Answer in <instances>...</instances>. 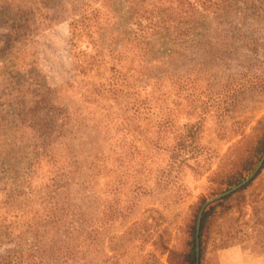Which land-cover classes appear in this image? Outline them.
<instances>
[{
	"label": "rangeland",
	"instance_id": "1",
	"mask_svg": "<svg viewBox=\"0 0 264 264\" xmlns=\"http://www.w3.org/2000/svg\"><path fill=\"white\" fill-rule=\"evenodd\" d=\"M203 1L0 0V256L38 249L50 264H185L191 211L200 198L222 193L209 196L212 189L225 188L224 174L241 168L240 157L255 143L252 128L264 116L263 94L244 92L232 101L225 86L228 76L254 72L256 64L264 69V0ZM79 14L88 16L89 30L72 48L69 20ZM115 43L120 53L112 58L106 47ZM74 49L90 62L88 57L102 51L104 76L126 74L129 82L137 77L136 85L147 90L150 77L164 75L161 90L167 103L176 105L174 130L198 123V154L174 170L169 185L161 176L166 151L147 150L153 156L140 172L124 162L133 141L145 151V135L126 129V92L106 102L114 113L108 122L95 103L82 101L76 84L56 91L76 79ZM192 71L199 73L193 96L175 97L170 75ZM95 74L77 86L92 88L99 80ZM68 114L76 118L72 126ZM146 123L139 124L142 132L155 130L154 123ZM43 142L54 145L50 151L59 165L75 156L79 175L87 173L84 162L94 150L101 148L110 159L96 176V200L89 189L72 186L69 204L76 210L62 206L66 226L40 240L27 229L37 204L60 199L47 188L44 172L27 176ZM80 210L84 216L74 218ZM217 250L208 243L200 264Z\"/></svg>",
	"mask_w": 264,
	"mask_h": 264
},
{
	"label": "trees",
	"instance_id": "2",
	"mask_svg": "<svg viewBox=\"0 0 264 264\" xmlns=\"http://www.w3.org/2000/svg\"><path fill=\"white\" fill-rule=\"evenodd\" d=\"M204 2L205 0L203 3ZM203 11L208 12V9L205 8ZM88 20L89 18L85 14L72 15L70 18L69 28L72 48L75 47V41L79 40L81 35L87 34L89 30V25L87 24ZM123 48H126V46L124 45ZM75 50L76 49H74L73 52V68L76 72V79L72 83H66L60 86L56 91L62 93L67 89L71 90L73 84H76V88L79 87L78 92L81 94L82 101L88 104L95 103V107L101 109V115H103L108 122L111 120L113 121L114 113L106 102H109V100H117L121 96L120 94L126 92L124 100L128 108H125L124 112L130 113V115H126V119L130 120V123H132L125 124L126 127H128L126 129L128 133H143L145 135L143 141L145 151L142 152L141 146H137L133 141V143L129 145V152L124 156V162L129 166L137 167L138 170L136 171L140 172L150 164V159L154 152L161 150L166 151V154H168L167 168L163 172L165 174L162 173L161 176L164 180L163 183L166 181V185H169L174 179V170L178 169L187 160L192 159L198 154V123L184 124L182 126L184 132L174 130V126L176 125L174 119L176 105L172 107L167 103L168 101L164 97L165 93L161 90L164 75L159 73L154 77H150L153 83L150 86V90H147V86L140 87L136 85L137 77L133 79L132 82H129L127 81L126 74L118 73L116 76H104L101 72L103 58H99L103 55L102 51L97 52L98 57H88V59L91 60L90 62L84 58L80 51H78L77 54ZM106 50L109 55H113L112 58L120 53L116 43L113 47L112 45H108ZM173 56L174 55H171L170 57ZM256 66L259 68H256L254 72L237 73L227 77L225 86L226 88L228 87L229 100L233 101L244 92L264 95V69L260 67L259 64H256ZM91 71L96 73L94 76H97L99 80L96 84L92 83V88L83 91V87L77 86V84H79V82L82 81L81 79L87 76ZM198 75L199 73L194 71H192L190 75L182 77L174 74L170 75V79L172 80L171 85L173 86L172 90L175 92V97L180 98L184 93L186 97H192L197 87ZM140 90L144 91L143 95H141ZM195 109L196 107H193L190 114H192ZM69 117L70 114L66 117L68 119L67 124L72 126V119L75 117H73V115ZM140 121L147 122L146 124L154 123L155 125L153 126L155 130L147 129L142 132L139 127V124L142 123ZM242 124L243 123L240 122L233 123V125L238 126ZM252 133L256 135L255 143L245 155L240 157L239 164L241 168L224 174L223 184H225V188L222 190L220 188H214L209 193V196L224 192L236 186L254 171L264 153V116L256 121V125L252 128ZM149 134L150 136L148 137ZM172 134L173 141L171 144L167 143L168 135L172 136ZM42 144L43 150L33 153L34 156L28 164L29 172L27 176L33 179L35 174H39L40 171L41 173L44 172L47 176V181L50 182L47 188L52 189L50 192L54 193V199H60L51 203L48 202V204H37L40 208L34 212L31 222L27 225V229L32 232L34 238L40 240L44 238V233L51 231L53 228L66 226L64 218L67 219L68 213L65 207L62 206L68 205L67 211L72 212L74 209H72V205L69 204V198L72 195V191H74L72 186L78 187L75 191L89 189V192H92V197H94L92 201L96 200V192L94 190L96 176L101 172V168L105 167L106 161L110 159V155L106 156L101 148L94 150L91 155H88L84 162L86 165L85 172L87 173L85 175H79L77 171L78 169L80 170L82 166L77 162L75 156H71L70 158L65 157L63 164L59 165L57 161L53 159L54 154L50 151L54 145L50 146L48 142H43ZM65 147L67 148L66 144ZM147 150H151L152 154H149ZM48 151H50V153ZM252 154L256 157L255 161L251 159ZM44 159L46 160L44 161ZM43 166L46 167L44 170ZM61 179L65 181L60 189H58ZM139 181V178L135 179L136 185H138L137 183H139ZM30 185L31 183H29V186ZM205 200L206 197L200 198L199 204L190 214V222L187 227V240L185 243L186 251L184 252L185 264H195L196 221L200 207ZM134 203L135 202H132L126 207L129 212L133 210ZM81 212V210L78 211L74 218L82 214ZM59 214H61V216H59ZM82 215L84 216V214ZM75 221H77V219L74 220V222ZM84 223L86 225V222ZM86 226L87 229L90 227L88 224ZM91 226L93 225L91 224ZM72 229L78 230L80 229V225H74ZM250 240L257 241L264 252V163L256 175L245 186L212 203L203 212L199 226L200 260L203 256L205 246L208 243L211 244L213 249H222ZM0 264L50 263L44 260L42 255H38V249H29L6 252L0 256Z\"/></svg>",
	"mask_w": 264,
	"mask_h": 264
},
{
	"label": "crops",
	"instance_id": "3",
	"mask_svg": "<svg viewBox=\"0 0 264 264\" xmlns=\"http://www.w3.org/2000/svg\"><path fill=\"white\" fill-rule=\"evenodd\" d=\"M204 264H264V252L257 241L250 240L217 250Z\"/></svg>",
	"mask_w": 264,
	"mask_h": 264
},
{
	"label": "water",
	"instance_id": "4",
	"mask_svg": "<svg viewBox=\"0 0 264 264\" xmlns=\"http://www.w3.org/2000/svg\"><path fill=\"white\" fill-rule=\"evenodd\" d=\"M264 163V153L260 159V161L258 162L257 166L255 167L254 171L246 178L244 179L242 182H240L239 184H237L236 186L206 200L202 206L200 207L199 213H198V217H197V221H196V233H195V264H200V257H199V226H200V221L202 218V214L203 212L208 208V206H210L212 203L226 197L227 195L239 190L240 188H242L243 186H245L255 175L256 173L259 171V169L261 168V166Z\"/></svg>",
	"mask_w": 264,
	"mask_h": 264
}]
</instances>
